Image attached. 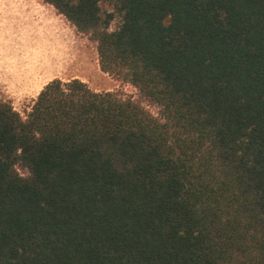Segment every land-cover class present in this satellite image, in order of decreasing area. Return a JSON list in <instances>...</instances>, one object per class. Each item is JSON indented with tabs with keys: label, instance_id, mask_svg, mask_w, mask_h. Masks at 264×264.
<instances>
[{
	"label": "trees",
	"instance_id": "trees-1",
	"mask_svg": "<svg viewBox=\"0 0 264 264\" xmlns=\"http://www.w3.org/2000/svg\"><path fill=\"white\" fill-rule=\"evenodd\" d=\"M43 2L158 114L0 98V264H264V0Z\"/></svg>",
	"mask_w": 264,
	"mask_h": 264
},
{
	"label": "rangeland",
	"instance_id": "rangeland-1",
	"mask_svg": "<svg viewBox=\"0 0 264 264\" xmlns=\"http://www.w3.org/2000/svg\"><path fill=\"white\" fill-rule=\"evenodd\" d=\"M16 1L27 3L29 32L43 36H23V39H27L28 51L7 49L4 53L10 58L12 66L16 65L18 56H21L22 59L25 58L23 64L26 61L25 68L29 72L36 70L40 73L37 81L39 85L47 84L54 79L62 82L78 79L94 92H113L123 99L139 102L154 116L158 114L157 108L141 99L132 85L101 72L96 44L88 36L76 32V29L52 6L44 3L43 0ZM109 9V6L102 4V11ZM115 25V22L111 24V30ZM32 83V80H29L25 85ZM14 84L20 83L13 81ZM20 90V88H2L0 98L9 102L14 110L25 117L34 100L30 97H19ZM17 171L21 176L27 175V172L20 168H17Z\"/></svg>",
	"mask_w": 264,
	"mask_h": 264
},
{
	"label": "crops",
	"instance_id": "crops-1",
	"mask_svg": "<svg viewBox=\"0 0 264 264\" xmlns=\"http://www.w3.org/2000/svg\"><path fill=\"white\" fill-rule=\"evenodd\" d=\"M29 10L27 3L16 0L0 1V89L20 88L18 94L21 98L30 97L35 100L39 92L46 84L37 82L39 72H29L21 56H18L16 65L12 66L10 58L5 55L7 49L28 51L27 39L23 36H43L42 34L29 32ZM31 75V76H30ZM35 76V78H34ZM32 80V84L27 81ZM13 81L20 84H14ZM52 81V80H51ZM25 82V83H24ZM24 83V84H23Z\"/></svg>",
	"mask_w": 264,
	"mask_h": 264
}]
</instances>
